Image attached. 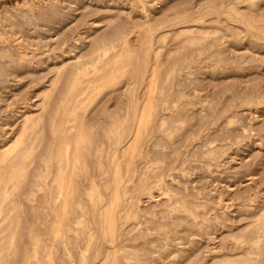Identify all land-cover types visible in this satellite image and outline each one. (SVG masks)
Here are the masks:
<instances>
[{"label":"rangeland","instance_id":"1","mask_svg":"<svg viewBox=\"0 0 264 264\" xmlns=\"http://www.w3.org/2000/svg\"><path fill=\"white\" fill-rule=\"evenodd\" d=\"M173 1L0 0V166L5 164L3 171L6 178L5 184L2 183L0 187V264H85L80 255L75 256V251H85L82 244L75 247L67 235L59 236L58 240H54L52 236L56 213L54 204H59L66 196L60 192V185L67 183L68 194L74 192L76 186L81 184L82 192L87 194L95 188L96 194L107 189L106 194L113 195L112 187L106 188V185L111 184L113 176L119 170L123 184L122 195L117 204L119 221L125 231L130 232L125 234H129V237L124 235L123 242L117 245V248L124 244V247L130 249L133 248L131 244H137L138 247L147 242L152 255L149 264H264V170L261 171L264 169V27L254 26L261 19L249 16L246 11L247 5L255 7L256 4L264 3V0ZM87 3H91L93 7L101 6L100 12L94 14L93 11L87 17L93 22L91 28L80 25L70 31L72 35L82 31V35H86L84 41L75 38L65 40L57 32L58 20L47 19L48 13H52L51 8L55 5L72 13L77 12V9L73 10V5L87 6ZM119 8L124 10L119 12ZM119 20L121 21L117 23ZM121 22L129 23L126 31L129 37L125 32L122 38L124 41L128 40L127 42L113 35L111 31ZM45 25L48 27L45 28ZM107 25L113 26L109 30ZM88 34L91 38L95 35L101 40L94 52H102L104 55H99L96 60L92 58L91 50L87 51L88 54L81 55L90 43ZM114 36L115 40L121 39L114 40L116 44L109 42ZM72 43L77 47H72ZM218 52L220 53L217 55ZM223 57L225 58L222 59ZM227 57H231L232 61ZM58 63L62 65L59 67ZM62 67L68 69L64 72ZM49 68L55 71L50 69L49 73L46 71ZM31 71L37 73L33 77L34 81V73ZM28 72H31L32 76ZM56 73H59L58 76ZM254 85H257V91L253 89ZM128 88H131V94L133 93L131 99ZM117 92L120 94L117 95ZM152 100L158 109L150 114L149 121L147 119L142 123L144 111L147 114L150 112L148 103ZM130 108L135 109L132 111L134 113ZM201 114H205L207 120L200 126L197 122ZM140 122L141 125L138 124ZM121 131H126L129 138L119 139ZM223 132H228L230 136ZM133 136L139 139L135 143H132ZM100 143L102 144L99 145ZM24 145L27 150H24L18 161L9 163L10 157ZM90 145L93 146L91 154ZM70 156L73 159H70ZM245 158L248 159L247 163ZM88 167L90 182H86L84 178ZM3 171L0 172V178ZM255 173L260 174L261 179L258 174V180L251 178ZM63 174H67L69 178L61 179ZM153 180H158L159 184L152 187L153 199H156L151 202L149 194L141 192L139 187L141 182ZM240 180L243 182L242 187ZM247 181L250 185L244 188L243 184ZM258 192H262V195ZM80 198L82 197H78ZM111 202L112 199L100 208L103 213L101 220L107 218ZM77 205L82 206L81 202H77ZM87 207L86 205L85 208ZM150 209L155 211L151 212ZM144 214L146 216H143ZM154 221L164 222L158 226ZM91 225L96 227V221H92ZM23 231L26 232L25 236L22 235ZM227 232L232 234L228 235ZM218 236L223 238L217 239ZM108 242L111 241L108 239ZM55 244L59 247L58 253L55 251ZM90 246L91 251H94L93 244ZM66 252L68 254H65ZM98 258L100 259L96 260ZM112 259L110 258V263L105 264H117V261ZM100 260H105L104 254L96 257L92 253L88 262L101 264Z\"/></svg>","mask_w":264,"mask_h":264},{"label":"bare ground","instance_id":"2","mask_svg":"<svg viewBox=\"0 0 264 264\" xmlns=\"http://www.w3.org/2000/svg\"><path fill=\"white\" fill-rule=\"evenodd\" d=\"M155 1V0H154ZM175 1V0H174ZM173 1V2H174ZM200 1V0H199ZM229 1V0H228ZM232 1V0H231ZM241 1V0H240ZM247 1V0H246ZM118 2V1H117ZM116 2V3H117ZM152 2V1H151ZM172 2V3H173ZM178 2H179V0H178ZM192 2V1H191ZM202 2V1H201ZM222 2V1H221ZM244 2V1H243ZM73 3V2H72ZM131 3V2H130ZM136 3V2H135ZM171 3V4H172ZM175 3H177V1L175 2ZM25 4V3H24ZM51 4V3H50ZM64 4V3H63ZM88 4V3H87ZM91 4V3H90ZM90 4H88L87 6H78V5H76V6H74L73 5V10H75V9H77V12H70V11H64V10H62L60 7L58 8L56 5L55 6H53L52 8H51V11H52V13H48V16H47V19L48 20H58V23H59V28H58V33L60 34V36H62L65 40H67V39H77V40H83L85 37H86V35H82L83 33H82V31H81V33L79 32V34H77V35H72V33L70 32L71 30H74V28L76 27V26H82V27H90L91 26V24L93 23V22H91L90 21V19L89 18H87L88 17V15H90L89 13H91V12H93L94 14H95V12L96 13H98V12H100V10H101V6H95V7H93L92 6V4H91V7H90ZM174 4V3H173ZM188 4V3H187ZM191 4V3H190ZM199 4V3H198ZM197 4V5H198ZM211 4H213V3H211ZM99 5V4H98ZM203 5V4H202ZM200 6L201 8L203 7V6ZM207 5H208V3H207ZM213 5H215V4H213ZM218 5V4H217ZM69 6H70V4H69ZM171 6V5H170ZM187 6V5H186ZM206 6V5H205ZM204 6V7H205ZM210 6V5H209ZM226 6V5H225ZM40 7V6H39ZM51 7V6H50ZM108 8H109V6H107ZM127 7V6H126ZM140 7V6H139ZM198 7V6H197ZM197 7H195V11H197L196 10V8ZM217 7V6H216ZM218 7H220V5L218 6ZM67 8V7H66ZM71 8H72V5H71ZM144 8V7H143ZM170 8V7H169ZM189 8V7H188ZM188 8H186V9H188ZM192 8V7H191ZM199 8V7H198ZM200 8V9H201ZM221 8V7H220ZM219 8V9H220ZM244 8V7H243ZM64 9H65V7H64ZM68 9V8H67ZM104 9V8H103ZM120 9V8H119ZM238 9V8H237ZM246 9V8H245ZM36 10H37V8H36ZM66 10V9H65ZM70 10V9H69ZM121 10H124L123 8H121L120 9V11L119 12H121ZM89 11V12H88ZM132 11H134V9L132 10ZM194 11V10H193ZM194 11V12H195ZM246 11H247V14L249 15V16H253V17H255V18H257V19H261V20H259L260 22H258V23H256L254 26H257V27H264V3H259V4H256V6L255 7H252V6H249V5H247V9H246ZM128 12V11H127ZM163 12V11H162ZM190 12V11H189ZM238 12V11H237ZM40 13V12H39ZM47 13V12H46ZM78 13V14H77ZM132 13V12H131ZM161 13V12H160ZM159 13V14H160ZM234 13V12H233ZM235 13H236V11H235ZM234 13V14H235ZM121 14V13H120ZM129 14H130V12H129ZM156 14V13H155ZM189 14L190 13H188V17H189ZM194 15V14H193ZM224 15V14H223ZM119 16V15H118ZM233 16V15H232ZM121 17V16H120ZM141 17V16H140ZM195 17V16H194ZM259 17V18H258ZM91 18V17H90ZM93 18V17H92ZM113 18H114V16H113ZM112 18V19H113ZM144 18V17H143ZM192 18V17H191ZM239 18V17H238ZM46 19V20H47ZM119 19V18H118ZM189 19V18H188ZM188 19H185V20H188ZM233 19V18H232ZM242 19V18H241ZM245 19V18H244ZM254 19V18H253ZM108 20V19H107ZM111 20V19H110ZM184 20V21H185ZM246 20V19H245ZM31 21V20H30ZM105 21V20H104ZM121 20H119V21H117V23L118 22H120ZM123 21V20H122ZM239 21V20H238ZM96 22H97V20H96ZM111 22V21H110ZM186 22V21H185ZM95 23V22H94ZM98 23H99V21H98ZM115 23H116V20H115ZM115 23H113V24H115ZM70 24V25H69ZM174 24V23H173ZM176 24V23H175ZM178 24V23H177ZM39 25V24H38ZM42 25V24H41ZM67 25H69V26H67ZM111 25V24H110ZM24 26V25H23ZM113 26V25H112ZM112 26L111 27H109L108 25H107V27H109V30H110V28H112ZM128 26H129V23L128 22H121L119 25H115L114 27H113V29L111 30L112 32H113V35H116L118 38H123L124 37V35L123 34H125V32L126 31H128L127 29H128ZM165 26V25H164ZM172 26V25H171ZM46 27H48V26H46L45 25V28ZM163 27V26H162ZM209 27V26H208ZM91 28V27H90ZM182 28H184V27H182ZM190 28V27H189ZM25 29H27V27L25 28ZM49 29V28H48ZM78 29V28H77ZM103 29V28H102ZM108 29V28H107ZM161 29V28H160ZM163 29V28H162ZM214 29V28H213ZM43 30H44V28H43ZM54 30V29H53ZM57 30V29H56ZM205 30H206V28H205ZM55 31V30H54ZM100 31V30H99ZM139 31V30H138ZM160 31V30H159ZM195 31H197V30H195ZM53 32V31H52ZM101 32V31H100ZM179 32V31H178ZM224 32V31H223ZM98 33V32H97ZM103 33V32H102ZM128 32H126V34H127ZM159 33V32H158ZM177 33V32H176ZM182 33V32H181ZM188 33V32H187ZM220 34H221V32H220ZM220 34H219V36H220ZM57 35V34H56ZM129 34H127V36H128ZM131 35V34H130ZM155 35V34H154ZM153 35V36H154ZM183 35V34H182ZM224 35V34H223ZM76 36V37H75ZM88 37H90L89 36V34L87 35ZM91 36H93V35H91ZM153 36L151 37V38H153ZM160 36V35H159ZM175 36V35H174ZM216 36H218V35H216ZM222 36V35H221ZM110 37V36H109ZM129 37V36H128ZM127 37V38H128ZM215 37V36H214ZM44 38V37H43ZM55 38V37H54ZM126 38V37H125ZM150 38V39H151ZM174 38V37H173ZM45 39V38H44ZM121 39H119V40H121ZM177 39V38H176ZM211 39V38H210ZM264 39V38H263ZM48 40H50V39H48ZM47 40V41H48ZM115 36L114 37H112L111 38V40H109V42H115V41H117V40H115ZM118 40V41H119ZM123 40V39H122ZM127 40V39H126ZM147 40V39H146ZM213 39H211V41H212ZM43 41V40H42ZM84 41V40H83ZM90 43L87 45V50L86 51H84V52H80L81 53V55H86V54H88V50H91V53H92V58L93 59H95V58H97V57H99V55H101L102 54V52L100 53V52H97V51H95L94 52V50L99 46V43L101 42V40L100 39H98V38H96L95 37V35L91 38L90 37ZM124 41V40H123ZM128 41V40H127ZM127 41H124V42H127ZM150 41V40H149ZM160 41V40H159ZM55 42V41H54ZM53 42V43H54ZM57 42V41H56ZM55 42V43H56ZM136 42V41H135ZM163 42V41H162ZM161 42V43H162ZM204 42V41H203ZM210 42V41H209ZM219 42V41H218ZM259 42V41H258ZM14 43V42H13ZM75 43V42H74ZM119 43V42H118ZM182 43V42H181ZM52 44V43H51ZM71 44V43H70ZM73 44V43H72ZM108 44H110V45H113V44H111V43H108ZM114 44H116V42L114 43ZM126 44V43H125ZM147 44V43H146ZM178 44H180V43H178ZM257 44V43H256ZM13 45V44H12ZM18 45V44H17ZM120 45H122V42H121V44ZM231 45V44H230ZM43 46H44V44H43ZM42 46V47H43ZM72 47H77V45H75V44H73V45H71ZM70 46V47H71ZM109 46V45H108ZM116 46H118V45H116ZM59 47V46H58ZM145 47V46H144ZM144 47L142 48V49H144ZM146 47H147V45H146ZM145 47V48H146ZM106 48V47H105ZM213 48V47H212ZM44 49L46 50V48L44 47ZM102 49V48H101ZM107 49V48H106ZM130 49V48H129ZM147 49V48H146ZM175 49V48H174ZM173 49V50H174ZM181 49V48H180ZM225 49V48H224ZM6 50V49H5ZM226 50V49H225ZM224 50V51H225ZM228 50V49H227ZM252 50V49H251ZM70 51V50H69ZM75 51V50H74ZM73 51V52H74ZM126 51V50H125ZM142 52H143V50H141ZM146 51V50H145ZM157 51V50H156ZM217 51V50H216ZM223 51V52H224ZM238 51V50H237ZM94 52V53H93ZM222 52V51H221ZM25 53V52H24ZM43 53V52H42ZM67 53H68V51H67ZM79 53V54H80ZM144 54L146 53V52H143ZM220 52H218L217 53V55L219 54ZM231 53V52H230ZM47 54V53H46ZM242 54V53H241ZM67 55V54H66ZM104 54H102V56H103ZM117 55V54H116ZM177 55V54H176ZM179 55V54H178ZM208 55V54H207ZM68 56H70V55H68ZM141 56V55H140ZM232 56V55H231ZM39 57V56H38ZM64 57V56H63ZM71 57H73V56H70V58ZM155 57V56H154ZM172 57V56H171ZM235 57V56H234ZM241 57V56H240ZM245 57V56H244ZM69 58V59H70ZM84 58V57H83ZM91 58V57H90ZM109 58V57H108ZM112 58V57H111ZM225 57H223L222 59H224ZM227 58H229V57H227ZM237 58V57H236ZM1 59V58H0ZM15 59V58H14ZM75 59H76V57H75ZM166 59V58H165ZM189 59V58H188ZM229 59H231V57L229 58ZM264 59V58H263ZM2 60V59H1ZM36 60V59H35ZM73 60V59H72ZM96 60V59H95ZM107 60V59H106ZM109 60V59H108ZM221 60V59H220ZM28 61V60H27ZM69 61L70 60H68L67 61V63H69ZM86 61V60H85ZM103 61V60H102ZM111 61V60H110ZM193 61V60H192ZM225 61V60H224ZM227 61V60H226ZM230 61V60H229ZM231 61H232V59H231ZM230 61V62H231ZM11 62H12V60H11ZM39 62V61H38ZM89 62H90V60H89ZM29 63V62H28ZM31 63H33V62H31ZM52 63V62H51ZM57 63V62H56ZM64 63H66V61L64 62ZM112 63V62H111ZM180 63V62H179ZM238 63V62H237ZM39 64V63H38ZM59 64V63H58ZM57 64V65H58ZM106 64V63H105ZM107 64H108V62H107ZM139 64V63H138ZM180 64H182V63H180ZM231 64V63H230ZM2 65V64H1ZM62 65V64H61ZM60 64H59V67L61 66ZM67 65H70V64H67ZM66 64H65V66H67ZM18 66V65H17ZM53 66H54V64H53ZM53 66L51 67V68H53ZM255 66V65H254ZM22 67V66H21ZM80 67H83V66H80ZM180 67V66H179ZM179 67H177L178 69H179ZM229 67V66H228ZM235 67H237V66H235ZM243 67V66H242ZM5 68H6V66H5ZM51 68H49V70H46V71H50V69ZM56 68V67H55ZM57 68H58V66H57ZM64 67H62V69H63ZM67 68V67H66ZM66 68H64V72H65V69ZM226 68V67H225ZM234 68V67H233ZM68 69V68H67ZM7 70V69H6ZM53 69H51V71H52ZM92 70V69H91ZM90 70V71H91ZM144 70V69H143ZM53 71H55V70H53ZM63 71V70H62ZM70 71H72V69L70 70ZM110 71V70H109ZM32 72V71H31ZM31 72H28V73H30V76H32L31 75ZM43 72H44V70H43ZM42 72V73H43ZM47 72V73H48ZM140 72V71H139ZM32 73H34V72H32ZM50 73V72H49ZM67 73H69V71L68 72H66V74ZM154 73V72H153ZM257 73V72H256ZM39 74H41L40 72H39ZM57 74V76H58V74L59 73H56ZM140 74V73H139ZM139 74H137V76L139 75ZM261 74H263V73H261ZM260 74V75H261ZM4 75V74H3ZM27 75V74H26ZM29 75V74H28ZM27 75V76H28ZM35 75H37V73H34V76H32V80L34 81L35 80V78L33 79V77H35ZM42 75V74H41ZM41 75H39V76H41ZM44 75V74H43ZM46 75V74H45ZM63 76H65V74H62ZM73 75V74H72ZM143 75V74H142ZM154 75V74H153ZM30 76H29V78H30ZM56 76V75H55ZM60 76V75H59ZM62 76V77H63ZM97 76V75H96ZM248 76V75H247ZM252 76V75H251ZM256 76V75H255ZM21 77H23V76H20V78ZM61 77V78H62ZM138 77H140V76H138ZM154 77V76H153ZM240 77H242V76H240ZM260 77V76H259ZM41 78V77H40ZM56 78H58V77H56ZM55 78V79H56ZM60 78V77H59ZM105 78V77H104ZM158 78V77H157ZM211 79H212V77H210ZM244 78H246V77H244ZM252 78H253V76H252ZM63 79V78H62ZM139 79V78H138ZM155 79V78H154ZM160 79V78H159ZM223 79V78H222ZM37 80V79H36ZM58 80V79H57ZM151 80H152V78H151ZM151 80H150V82H151ZM244 80V79H243ZM242 80V81H243ZM17 81V80H16ZM22 81V80H21ZM30 81V80H29ZM32 81V82H33ZM63 81V80H62ZM61 81V82H62ZM93 81H95V79L93 80ZM121 81V80H120ZM157 81H158V79H157ZM161 81V80H160ZM176 81V80H175ZM225 81V80H224ZM248 81V80H247ZM49 82H50V80H49ZM53 82H54V80H53ZM188 82V81H187ZM220 82V81H219ZM243 82H245V81H243ZM29 83V82H28ZM48 83V82H47ZM191 83V82H190ZM218 83V82H217ZM94 84V83H93ZM149 84V83H148ZM151 84H153V83H151ZM216 83L214 82V85H215ZM28 85V84H27ZM86 85V84H85ZM101 85V84H100ZM54 86V85H53ZM151 86V85H150ZM216 86V85H215ZM214 86V87H215ZM52 87V86H51ZM57 87V86H56ZM125 87V86H124ZM138 87V86H137ZM152 87V86H151ZM170 87V86H169ZM241 87H243V85H241ZM246 87V86H245ZM5 88V87H4ZM25 88V87H24ZM50 88V87H49ZM53 88V87H52ZM178 88V87H177ZM197 88V87H196ZM236 88V87H235ZM238 88H240V87H238ZM247 88V87H246ZM51 89V88H50ZM49 89V90H50ZM62 89V88H61ZM124 89H126V87L124 88ZM123 89V90H124ZM213 89V88H212ZM253 89L254 90H256L257 91V85H254L253 86ZM22 90V89H21ZM53 90V89H52ZM64 90V89H63ZM96 90V89H95ZM122 90V91H123ZM128 90H129V88H128ZM130 90H131V88H130ZM129 90V91H130ZM132 90H133V88H132ZM192 90V89H191ZM198 90V89H197ZM196 90V91H197ZM233 90V89H232ZM260 90V89H259ZM12 91V90H11ZM14 91H16V90H14ZM38 91V90H37ZM55 91H56V89H55ZM145 91V90H144ZM149 91V90H148ZM203 91V90H202ZM215 91V90H214ZM248 91V90H247ZM17 92V91H16ZM19 92L20 91H18V95H19ZM61 92V91H60ZM133 92V91H132ZM150 92H152L151 90H150ZM181 92V91H180ZM192 92V91H191ZM195 92V91H194ZM216 92V91H215ZM38 93V92H37ZM79 93V92H78ZM112 93L113 92H111L110 93V95H112ZM124 93V92H123ZM198 93H199V91H198ZM201 93V92H200ZM254 93V92H253ZM57 94V93H56ZM94 94V93H93ZM99 94V93H98ZM120 94V93H119ZM118 94V92H117V95H119ZM133 94V93H132ZM132 94H131V91H130V94H129V97H130V99L131 98H133L132 97ZM142 94H143V92H142ZM149 94H151V93H149ZM166 94V93H165ZM195 94V93H194ZM241 94V93H240ZM239 94V95H240ZM245 94V93H244ZM247 94V93H246ZM257 94V93H256ZM260 94H262V93H260ZM17 95V94H16ZM37 95V94H36ZM43 95V94H42ZM41 95V96H42ZM48 95V94H47ZM50 95V94H49ZM53 95V94H52ZM51 95V96H52ZM178 95V94H177ZM180 95V94H179ZM178 95V96H179ZM213 95V94H212ZM215 95H218V94H215ZM254 95V94H253ZM13 96V95H12ZM126 96V95H125ZM206 96V95H205ZM209 96V95H208ZM232 96V95H231ZM10 97H11V95H10ZM36 97V96H35ZM39 97V96H38ZM46 97V96H45ZM48 97V96H47ZM55 97V96H54ZM109 97V96H108ZM107 97V98H108ZM154 97V96H153ZM203 97V96H202ZM210 97V96H209ZM216 97H218V96H216ZM230 97V96H229ZM240 97V96H239ZM43 98V97H42ZM83 98V97H82ZM206 98V97H205ZM204 98V99H205ZM211 98V97H210ZM254 98V97H253ZM12 99V98H11ZM70 99V98H69ZM93 99V98H92ZM136 99V98H135ZM154 99V98H153ZM233 99V98H232ZM10 100V99H9ZM29 100H30V97H29ZM44 100V99H43ZM42 100V101H43ZM47 100V99H46ZM45 100V101H46ZM83 100V99H82ZM81 100V101H82ZM117 100V99H116ZM149 100V99H148ZM200 100V99H199ZM203 100V99H202ZM206 100V99H205ZM228 100H230L231 101V99H228ZM240 100V99H239ZM239 100H237V101H239ZM52 101V100H51ZM51 101H49V102H51ZM132 101H133V99H132ZM146 102H147V98H146V100H145ZM211 101H212V99H211ZM3 102V101H2ZM9 102V101H8ZM47 102V101H46ZM46 102H44V103H46ZM194 102V101H193ZM243 102V101H242ZM42 103V102H41ZM48 103V102H47ZM116 103V102H115ZM209 103V102H208ZM36 104V103H35ZM34 104V105H35ZM48 104H50V103H48ZM87 104V103H86ZM89 104V103H88ZM131 104L133 105V102H131ZM130 104V105H131ZM198 104V103H197ZM228 104V103H227ZM237 104H239V103H237ZM29 105V104H28ZM43 105V104H42ZM51 105V104H50ZM50 105H48V107L50 106ZM147 105V104H146ZM145 105V106H146ZM218 105V104H217ZM37 106H39L38 104H37ZM67 106V105H66ZM80 106V105H79ZM121 106H122V104H121ZM134 106H135V104H134ZM148 106H149V109H150V112H148V114L146 113V111H144L145 113H144V115L141 117V114H140V117L142 118V123L143 122H146V120L147 121H149L150 120V114H152L153 112H155L157 109H158V106L156 105V104H154V100H152V101H150L149 103H148ZM148 106H147V108H148ZM131 107V106H130ZM133 107V106H132ZM212 107H214V105L212 106ZM236 107V106H235ZM43 108V107H42ZM44 108H45V105H44ZM82 108V107H81ZM144 108V107H143ZM146 108V109H147ZM216 108V107H215ZM50 109H51V107H50ZM132 109H134V108H132ZM149 109H147V110H149ZM222 109V108H221ZM223 109H224V107H223ZM41 110V109H40ZM49 110V109H48ZM65 110V109H64ZM69 110V109H68ZM82 110V109H81ZM130 110H131V108H130ZM135 110V109H134ZM134 110H131V112L132 111H134ZM143 110V109H142ZM251 110V109H250ZM250 110H248V111H250ZM37 111V110H36ZM44 111H46V109L44 110ZM80 111V110H79ZM180 111V110H179ZM198 111H200V110H198ZM207 111V110H206ZM215 111V110H214ZM7 112V111H6ZM42 112V114H43V111L41 110L40 111V113ZM83 113L85 112V111H82ZM169 112V111H168ZM218 112V111H217ZM236 112V111H235ZM239 112V111H238ZM244 112V111H243ZM39 113V114H40ZM46 113H47V111H46ZM61 113V112H60ZM63 113H64V111H63ZM63 113H61V114H63ZM81 113V112H80ZM132 113H134V112H132ZM132 113H130V114H132ZM194 113V112H193ZM205 113V112H204ZM227 113V112H226ZM229 113V112H228ZM36 115L38 114V113H35ZM59 114V113H58ZM60 114V115H61ZM143 114V113H142ZM205 114H207V113H205ZM205 114H201V115H199L198 116V124L201 126L204 122H206V118H205ZM219 114H221L220 113V111H219ZM244 114V113H243ZM252 114H253V112H252ZM35 115V116H36ZM80 115V114H79ZM81 115H83L82 113H81ZM92 115V114H91ZM164 115V114H163ZM162 115V116H163ZM211 115V114H210ZM255 115V114H254ZM24 116V115H23ZM35 116L33 117L32 116V118H35ZM37 116H39V115H37ZM150 116V117H149ZM209 116V115H208ZM215 116V115H214ZM213 116V117H214ZM232 116V115H231ZM241 116V115H240ZM51 117V116H50ZM65 117V116H64ZM82 117V116H81ZM130 117H131V115H130ZM133 117H134V114H133ZM172 117H173V115H172ZM218 117H221V116H218ZM55 118V117H54ZM62 118H63V116H62ZM61 118V119H62ZM78 118V117H77ZM140 118V119H141ZM159 118V117H158ZM242 118H244V117H242ZM248 118V117H247ZM36 119V118H35ZM60 119V118H59ZM179 119V118H178ZM214 119H216V118H214ZM218 119V118H217ZM241 119V118H240ZM254 119V118H253ZM256 119V118H255ZM25 120V119H24ZM32 120V119H31ZM64 120V119H63ZM97 120V119H96ZM131 120V119H130ZM242 120H244V119H242ZM257 120V119H256ZM255 120V121H256ZM34 121V120H33ZM65 121V120H64ZM80 121V120H79ZM82 121H84V120H82ZM98 121V120H97ZM104 121V120H103ZM208 121H210V120H208ZM253 121V120H252ZM254 121V122H255ZM31 122V121H30ZM102 122V121H101ZM131 122H132V124H133V121L131 120ZM131 122L129 121V123L131 124ZM175 122V121H174ZM174 122H173V124H174ZM212 122V121H211ZM225 122V121H224ZM60 123V122H59ZM77 123V122H76ZM156 123H157V121H156ZM169 123V122H168ZM172 123V122H171ZM217 123V122H216ZM248 122H246V124H247ZM249 123H251V122H249ZM30 124V123H29ZM138 124H140L141 125V122L140 123H138ZM262 124V123H261ZM28 125V124H27ZM31 125V124H30ZM29 125V126H30ZM44 125V124H43ZM42 125V126H43ZM77 125V124H76ZM80 125V124H79ZM84 125V124H83ZM82 125V126H83ZM167 125H169V124H167ZM223 125V124H222ZM247 125H249V124H247ZM6 126V125H5ZM12 126H14V125H12ZM23 126V125H22ZM100 126V125H99ZM131 126V125H130ZM133 126V125H132ZM181 126V125H180ZM179 126V127H180ZM244 126V125H243ZM261 126V125H260ZM24 127V126H23ZM65 127H67V126H65ZM69 127V126H68ZM67 127V128H68ZM86 127V126H85ZM152 127V126H151ZM199 127V126H198ZM197 127V128H198ZM26 128V127H25ZM45 128V127H44ZM70 128V127H69ZM80 128H82V127H80ZM172 128V127H171ZM196 128V129H197ZM223 128V127H222ZM226 128V127H225ZM263 128V127H262ZM71 129V128H70ZM138 129V128H137ZM156 129V128H155ZM159 129V128H158ZM168 129V128H167ZM243 129V128H242ZM249 129V128H248ZM40 130V129H39ZM99 130V129H98ZM157 130V129H156ZM160 130V129H159ZM165 130H166V128H165ZM225 130V129H224ZM254 130V129H253ZM58 131V130H57ZM81 131V130H80ZM137 131V130H136ZM227 131V130H226ZM230 130H228V132H229ZM232 131V130H231ZM242 130H240V132H241ZM132 132H134V130L132 131ZM132 132L130 133V134H132ZM137 132H139L140 133V129H138V131ZM228 132H223L224 134H226V133H228ZM239 132V133H240ZM251 132V131H250ZM20 134H21V130H20V132H19ZM127 132L126 131H121L120 133H119V135H118V137H119V139H125L126 137H128L129 138V136L126 134ZM218 133V132H217ZM230 133V132H229ZM228 133V134H229ZM246 133V132H245ZM19 134V135H20ZM62 134V133H61ZM129 134V133H128ZM135 134H137V133H135ZM192 134V133H191ZM223 134V135H224ZM228 134H226V135H228ZM251 134V133H250ZM221 135H222V133H221ZM236 135V134H235ZM240 135H243V134H241L240 133ZM18 136V135H17ZM58 136H60V134L58 135ZM73 136H75V134L73 135ZM132 136V135H131ZM130 136V137H131ZM137 136H139V135H137ZM137 136L136 137H134L133 136V138H134V141L132 142V143H135L136 142V140H139V139H137ZM228 136H230V134L228 135ZM20 137V136H19ZM33 137H34V135H33ZM71 137V136H70ZM213 137H215V136H213ZM223 137V136H222ZM85 138V137H84ZM263 138V137H262ZM45 139V138H44ZM72 139H73V137H72ZM75 139V138H74ZM127 139V138H126ZM91 140V139H90ZM94 139H92L91 141H93ZM128 140H130V139H128ZM133 140V139H132ZM131 140V141H132ZM242 140V139H241ZM124 142H126L125 140H123ZM180 141V140H179ZM182 141H183V139H182ZM207 141V140H206ZM206 141H204V142H206ZM31 142V141H30ZM44 142V141H43ZM67 142V141H66ZM159 141H157V143H158ZM164 142V141H163ZM203 142V143H204ZM252 142V141H251ZM258 142H260V141H258ZM72 143V142H71ZM130 143V142H129ZM139 143V142H138ZM180 143H181V141H180ZM179 143V144H180ZM201 143V142H200ZM39 144V143H38ZM102 143H100L99 145H101ZM124 144V143H123ZM179 144H177V146L179 145ZM260 144V143H259ZM264 144V143H263ZM26 145H28V144H26ZM37 145V144H36ZM79 145V144H78ZM77 145V146H78ZM135 145H138V144H135ZM173 145V144H172ZM207 145V144H206ZM221 145V144H220ZM262 145V144H261ZM54 146H55V144H54ZM72 146V145H71ZM76 146V145H75ZM76 146V147H77ZM121 146V145H120ZM119 146V147H120ZM124 146V145H123ZM198 146V145H197ZM5 147V146H4ZM7 147V146H6ZM79 147V146H78ZM77 147V148H78ZM118 147V148H119ZM133 148H134V146H132ZM167 147H169V146H167ZM176 147V146H175ZM228 147V146H227ZM2 148V147H1ZM0 148V149H1ZM27 147L24 145L23 147H21V148H19V150L17 151V153L14 155V156H12V157H10V159L8 160L9 161V163H12V164H14V162H16V161H18V158H20V156L23 154V152H24V150L26 149ZM66 148V147H65ZM117 148V147H116ZM116 148L114 149V150H116ZM172 148V147H171ZM199 148V147H198ZM211 148V147H210ZM209 148V149H210ZM74 149V148H73ZM92 149H93V146H91L90 145V147H89V154H91V152H92ZM173 149V148H172ZM259 149V148H258ZM8 150V149H7ZM27 150V149H26ZM49 150H51V149H49ZM72 150V149H71ZM77 150H79V149H77ZM135 149H133V151H134ZM160 150V149H159ZM195 150H196V148H195ZM207 150V149H206ZM205 150V151H206ZM261 150V149H260ZM57 151L59 152V149H57ZM130 151H132V150H130ZM204 151V150H203ZM202 151V152H203ZM3 152V151H2ZM115 152V151H114ZM138 152V151H137ZM47 153V152H46ZM66 153V152H65ZM76 153H77V151H76ZM132 153V152H131ZM192 153V152H191ZM252 153H254V152H252ZM252 153L250 154V156L252 155ZM2 154V153H1ZM41 154V153H40ZM44 154V153H43ZM112 154H113V152H112ZM133 154H134V152H133ZM159 154V153H158ZM221 154V153H220ZM256 154V153H255ZM264 154V153H263ZM200 155H202V154H200ZM246 155V154H245ZM5 156V155H4ZM3 156V157H4ZM53 156V155H52ZM132 156V155H131ZM249 156V155H248ZM23 157V156H22ZM55 157V156H54ZM72 156H70V159H73V158H71ZM236 157H237V155H236ZM46 158V157H45ZM87 158V157H86ZM129 158V157H128ZM170 158H172V157H170ZM174 158V157H173ZM210 158V157H209ZM249 158V157H248ZM253 158V157H252ZM2 159V158H1ZM0 159V160H1ZM37 159V158H36ZM108 159H109V157H108ZM110 159H111V157H110ZM153 159V158H152ZM227 159V158H226ZM232 159V158H231ZM235 159V158H234ZM244 159V158H243ZM20 160V159H19ZM76 160V159H75ZM128 160V159H127ZM172 160V159H171ZM224 160V159H223ZM228 160V159H227ZM241 160V159H240ZM245 160H246V158H245ZM229 161H230V159H229ZM239 161V160H238ZM237 161V162H238ZM244 161V160H243ZM247 161H248V159L246 160V163H247ZM71 162V161H70ZM89 162V161H88ZM236 162V161H235ZM236 162V163H237ZM251 162V161H250ZM58 163V162H57ZM74 163H76L75 161H74ZM236 163H235V165H236ZM239 163H241V162H239ZM251 163H253V162H251ZM35 164V163H34ZM105 164H107L106 162H105ZM129 164V163H128ZM194 164V163H193ZM204 164H205V162H204ZM209 164V163H208ZM230 164V163H229ZM249 165H250V163H248ZM257 164V163H256ZM8 165V164H7ZM10 165V164H9ZM111 165V164H110ZM110 165L108 166V167H110ZM130 165V164H129ZM167 165V164H166ZM195 165H196V163H195ZM216 165V164H215ZM240 165V164H239ZM4 166H5V164L3 165H1L0 166V172L1 171H3V169H4ZM88 166V165H87ZM188 166V165H187ZM190 166V165H189ZM199 166V165H198ZM205 166V165H204ZM232 166V165H231ZM230 166V167H231ZM238 166V165H237ZM243 166H244V164H243ZM126 167V166H125ZM182 167V166H181ZM185 167V166H184ZM207 167V166H206ZM233 167H234V164H233ZM233 167H231V168H233ZM239 167V166H238ZM242 167V166H241ZM46 168V167H45ZM54 168V167H53ZM53 168H52V170H53ZM128 169H129V167H127ZM240 168V167H239ZM249 168V167H248ZM87 170H86V173H85V175H84V178H85V180H86V182L88 181V182H90V176H89V167L88 168H86ZM113 169V168H112ZM117 169H118V167H117ZM116 169V170H117ZM182 169V168H181ZM224 169V168H223ZM237 169V168H236ZM73 170V169H72ZM109 170H110V168H109ZM142 170V169H141ZM194 170V169H193ZM204 170H206V169H204ZM215 170V169H214ZM241 170V169H240ZM262 170H264V169H261V171ZM74 171V170H73ZM246 171V170H245ZM249 171V170H248ZM252 171V170H251ZM10 172V171H9ZM30 172V171H29ZM58 172V171H57ZM70 172V171H69ZM110 172V171H109ZM120 172V170L118 171V172H116V174H115V176H113V180H112V182H111V184H107L106 185V188H108L109 186L110 187H112V190H113V195H107L106 194V192H107V189L105 190V192H101L100 194H96L97 193V191H95V188H94V190H92V191H90L88 194L87 193H85V192H82V186H81V184H80V186L79 185H77L76 186V189H75V191L74 192H70L69 194H68V192H66V187H67V183H65V182H63L62 183V185H60V192H63L64 194H66V196H65V198L63 199V201H61L59 204H54V208H55V211H56V213H55V222H53L54 223V226H53V238H54V240L56 239V240H58V237L59 236H61V235H67L68 236V239L71 241V242H73L74 244H75V247H79L81 244L84 246V248H85V251H80V250H77V251H75V256H78V255H80L82 258H83V260L85 261V264H89V262H88V259H89V257H91L92 258V253H94V255H96V257H98L99 255H102V254H104V257H105V260L104 261H102L101 262V260H102V258H101V260H100V262H101V264H105V263H107V262H109V260H110V258H113L112 260H115V262L117 261V264H149V260L152 258V255L150 254V251H151V247L147 244V242H145V243H143V244H141L140 246H138L137 247V244H131V247H133V248H130V249H128V248H126V247H124V244H121L120 245V247L119 248H117V245H119L120 243H122L123 242V237H125V236H127V237H129L128 235L129 234H127V235H125L126 233H129L130 231V228L127 226V229H128V231L129 232H126L125 231V229H124V226H122L121 224H122V222L121 221H119V215H118V210H119V208L117 207L118 205V200L120 199V197H121V195H122V193H121V189H122V176L120 175L121 173H119ZM127 172V171H126ZM260 172V171H259ZM263 172V171H262ZM42 173V172H41ZM230 173H232V172H230ZM242 173V172H241ZM253 173V172H252ZM31 174V172L29 173V175ZM33 174V173H32ZM70 174V173H69ZM112 174H113V172H112ZM181 174V173H180ZM208 174V173H207ZM217 174H219V173H217ZM235 174H236V172H235ZM258 174V173H257ZM256 173L255 174H253L254 175V177H251V178H256V175H257ZM57 175V174H56ZM248 175H250V174H248ZM259 176H260V174H258ZM133 176V175H132ZM131 176V177H132ZM179 176V175H178ZM187 176V175H186ZM224 176V175H223ZM239 176V175H238ZM251 176H252V174H251ZM208 177H209V175H208ZM213 177V176H212ZM67 178H69L68 177V175L67 174H63L62 175V177H61V179H64V180H66ZM110 178V177H109ZM242 178V177H241ZM245 178V177H244ZM248 178V177H247ZM257 178H259V177H257ZM256 178V179H257ZM29 179V178H28ZM59 179V178H58ZM108 179V178H107ZM153 179V178H152ZM161 179V178H160ZM183 179V178H182ZM198 179H200V178H198ZM197 179V180H198ZM204 180H205V178H203ZM220 179H221V177H220ZM227 179V178H226ZM255 179V180H256ZM260 179H261V176H260ZM0 187H2V183H4L5 181H6V178H5V172L3 171V175H2V177L0 178ZM39 180V179H38ZM78 180V179H77ZM76 180V181H77ZM110 180V179H109ZM171 180V179H170ZM169 180V181H170ZM187 180H188V178H187ZM201 180V179H200ZM207 180V179H206ZM214 180V179H213ZM248 180V179H247ZM258 180V179H257ZM126 181V180H125ZM172 181V180H171ZM243 181H245V180H243ZM95 182V181H94ZM173 182V181H172ZM186 182H188V181H186ZM196 182V181H195ZM200 182V181H199ZM223 182V181H222ZM239 182H241V187H242V180H240ZM124 183V182H123ZM139 183V182H138ZM193 183V182H192ZM208 183V182H207ZM210 183H211V181H210ZM219 183V182H218ZM226 183V182H225ZM250 182L249 181H247L246 183L244 182V184H243V187L244 188H246L248 185H250L249 184ZM5 184V183H4ZM98 184V183H97ZM101 184V183H100ZM159 184V182H158V180H153V181H143V182H141V186L139 187V189H140V191L141 192H146V193H148L149 194V196L148 197H150V201L152 202V200H155V199H153L154 198V193H153V186H157ZM174 184V183H173ZM203 185H204V183H202ZM216 184V183H215ZM222 184V183H221ZM229 184V183H228ZM255 184V183H254ZM25 185V184H24ZM23 185V186H24ZM54 185V184H53ZM69 185H70V183H69ZM101 185H103V184H101ZM190 185V184H189ZM203 185H201V186H203ZM233 185V184H232ZM256 185V184H255ZM255 185H253V186H255ZM4 186V185H3ZM170 186V185H169ZM169 186H167V188H169ZM198 186V185H197ZM216 187H217V185H216ZM223 187V186H222ZM235 187V186H234ZM256 187V186H255ZM208 188V187H207ZM211 188V187H210ZM225 188V187H224ZM233 188V187H232ZM69 190V189H68ZM207 190V189H206ZM217 190V189H216ZM223 190V189H222ZM221 190V191H222ZM238 190V189H237ZM257 190V189H256ZM264 190V189H263ZM55 191V190H54ZM234 192H235V190H233ZM258 191V190H257ZM256 191V192H257ZM58 193H59V190L57 191ZM197 192V191H196ZM234 192H233V194H234ZM253 192V191H252ZM263 192V191H262ZM261 192V193H262ZM247 193V192H246ZM245 193V194H246ZM254 193V192H253ZM259 193V192H258ZM261 193H259V194H261ZM264 193V192H263ZM157 194V193H156ZM162 194V193H161ZM160 194V195H161ZM224 194H225V192H224ZM228 194V193H227ZM232 194V193H231ZM259 194H257V195H259ZM146 195V194H145ZM172 195V194H171ZM183 195V194H182ZM181 195V197H184V196H182ZM193 195V194H192ZM191 195V196H192ZM226 195V194H225ZM262 195V194H261ZM57 196H58V194H57ZM107 196H109V198L107 197ZM132 196V195H131ZM139 196V195H138ZM159 196V195H158ZM186 196V195H185ZM188 196V195H187ZM197 196V195H196ZM202 196H203V194H202ZM227 196V195H226ZM78 197H82V198H80V199H78ZM111 197V198H110ZM189 197V196H188ZM230 197V196H229ZM248 197V196H247ZM252 197V196H251ZM256 197V196H255ZM17 197H15V199H16ZM63 198V197H62ZM131 198V197H130ZM145 198V197H144ZM158 198V197H157ZM169 198V197H168ZM173 198H176V197H173ZM194 198V197H193ZM196 198V197H195ZM200 198V197H199ZM203 198V197H202ZM262 198V197H261ZM78 199V200H77ZM113 200V202H111V205H110V209H109V211H108V216H107V218H104V219H100L101 218V216H102V214L103 213H101L100 212V208L104 205V204H106L107 202H110V200ZM126 199V198H125ZM124 199V200H125ZM129 199V198H128ZM187 199V198H186ZM205 199V198H204ZM242 199V198H241ZM240 199V200H241ZM244 199V198H243ZM207 200V199H206ZM206 200H205V202H206ZM221 200V199H220ZM223 200V199H222ZM229 200V199H228ZM260 200V199H259ZM56 201V200H55ZM167 201V200H166ZM176 201V200H175ZM248 201V200H247ZM246 201V202H247ZM256 201V200H255ZM77 202L79 203V202H81V204H82V206H80V205H77ZM127 202H128V200H127ZM137 202V201H136ZM144 202V201H143ZM219 202V201H218ZM243 202H244V200H243ZM46 203V202H45ZM53 203V202H52ZM160 203V202H159ZM162 203V202H161ZM164 203H166V202H164ZM163 203V204H164ZM191 203H193V201L191 200ZM198 203V202H197ZM200 203V202H199ZM242 203V202H241ZM253 203V202H252ZM120 204V203H119ZM123 204V203H122ZM122 204H121V206H122ZM126 204H128V203H125V205ZM150 204V203H149ZM155 204V203H154ZM218 204V203H217ZM238 204V203H237ZM88 206L87 208H85V206ZM107 205H109V203L107 204ZM153 205V204H152ZM168 205V204H167ZM207 205V204H206ZM229 205H231V204H229ZM252 205H254V204H252ZM105 206V205H104ZM145 206V205H144ZM162 206V205H161ZM210 206V205H209ZM212 206V205H211ZM225 206V205H224ZM39 207V206H38ZM44 207V206H43ZM126 207V206H125ZM152 207V206H151ZM138 208V207H137ZM154 209H155V207H154ZM151 210V212H153V211H155V210ZM156 209H157V207H156ZM202 209V208H201ZM44 210V209H43ZM105 210V209H104ZM141 210H144V209H141ZM190 210H192V209H190ZM189 210V211H190ZM139 211V213H140V210H138ZM175 211V210H174ZM43 212V211H42ZM135 212V211H134ZM144 212H148V211H144ZM261 212V211H260ZM150 213V212H149ZM223 213V212H222ZM234 213V212H233ZM147 214V213H146ZM164 214V213H163ZM166 214V213H165ZM214 214V213H213ZM261 214V213H260ZM39 215V214H38ZM151 216H152V214H150ZM224 215V214H223ZM259 215V214H258ZM31 216H33V214H31ZM143 216H146L145 214L143 215ZM148 216V215H147ZM220 216V215H219ZM218 216V217H219ZM227 216V215H226ZM253 216H255V215H253ZM133 217V216H132ZM157 217V216H156ZM223 217V216H222ZM233 217V216H232ZM243 217V216H242ZM250 217V216H249ZM140 218V217H139ZM142 218V217H141ZM176 218V217H175ZM244 218V217H243ZM246 218V217H245ZM252 218V217H251ZM254 218V217H253ZM137 219V218H136ZM135 219V220H136ZM214 219V218H213ZM223 219V218H222ZM131 220H133V218L131 219ZM130 220V221H131ZM143 220V219H142ZM165 220H167V219H165ZM164 220V221H165ZM177 220V219H176ZM188 220V219H187ZM216 220H217V218H216ZM226 220H228V219H226ZM238 220V219H237ZM92 221H96V223H97V225H96V227H92ZM102 221H104V223H102ZM153 221V220H152ZM164 221H154V223L155 224H157L158 226H159V224L160 225H163V222ZM174 221V220H173ZM129 222V221H128ZM136 222V221H135ZM170 222V221H169ZM254 222V221H253ZM52 223V222H51ZM131 223V222H130ZM195 224V223H194ZM202 224V223H201ZM219 224V223H218ZM217 224V225H218ZM50 225V224H49ZM126 225V224H125ZM127 225H128V223H127ZM213 225V224H212ZM226 225V224H225ZM224 225V226H225ZM246 225V224H245ZM156 226V225H155ZM199 226V225H198ZM219 226V225H218ZM90 227H92V228H90ZM131 227V226H130ZM135 227V226H134ZM153 227V226H152ZM171 227V226H170ZM200 227V226H199ZM208 227V226H207ZM229 227V226H228ZM49 229H50V227H49ZM94 229V230H93ZM154 229V228H153ZM223 229V228H222ZM242 229V228H241ZM34 230H36V229H34ZM148 230V229H147ZM173 230V229H172ZM192 230H193V228H192ZM206 230V229H205ZM239 230V229H238ZM175 231V230H174ZM191 231V230H190ZM230 231V230H229ZM256 231V230H255ZM48 232V231H47ZM192 232V231H191ZM237 232V231H236ZM239 232V231H238ZM166 233V232H165ZM205 233V232H204ZM214 233V232H213ZM229 232H227V234H228ZM35 234V233H34ZM199 234V233H198ZM206 234H208V233H206ZM215 234V233H214ZM224 234H226V233H224ZM229 234H232V233H229ZM228 234V235H229ZM250 234V233H249ZM22 235H26V232L25 231H23L22 232ZM125 235V236H124ZM167 235V234H166ZM193 235V234H192ZM202 235V234H201ZM213 235V234H212ZM133 236H135V235H132V237ZM138 236V235H137ZM191 236V235H190ZM189 236V237H190ZM194 236V235H193ZM208 236V235H207ZM227 236V235H226ZM225 236V237H226ZM139 237V236H138ZM201 237V236H200ZM203 237V236H202ZM201 237V238H202ZM216 237H217V235H216ZM222 237V236H221ZM220 236H218V238L217 239H220L221 238ZM1 238V237H0ZM174 238V237H173ZM206 238V237H205ZM209 238V237H208ZM223 238V237H222ZM108 239L111 241L110 243L108 242ZM137 239V238H136ZM141 239V238H140ZM139 239V240H140ZM144 239V238H143ZM164 239V238H163ZM48 240V239H47ZM138 240V241H139ZM176 240V239H175ZM61 241H63V240H61ZM64 241H66L65 239H64ZM68 241V240H67ZM125 241V240H124ZM220 241V240H219ZM234 241V240H233ZM56 243H58V242H60V241H55ZM190 242V241H189ZM224 242H226V241H224ZM68 243V242H67ZM151 243H153V242H151ZM48 244V243H47ZM63 244V243H62ZM90 244H93V247L95 248V250L94 251H91V246H90ZM164 244V243H163ZM185 244V243H184ZM188 244V243H187ZM205 244V243H204ZM208 244H209V242H208ZM214 244V243H213ZM68 245V244H67ZM130 245V244H129ZM139 245V244H138ZM159 245V244H158ZM219 245H221V243L219 244ZM231 245V244H230ZM249 245V244H248ZM49 246V245H48ZM209 246V245H208ZM137 247V248H136ZM192 247V246H191ZM202 247H204V246H202ZM221 247H222V245H221ZM220 247V248H221ZM238 247V246H237ZM52 248H53V246H52ZM72 248V247H71ZM153 248V247H152ZM217 248V247H216ZM247 248V247H246ZM249 248V247H248ZM253 248V247H252ZM30 249H32V247L30 248ZM119 249H120V252H119ZM208 249V248H207ZM67 250V249H66ZM200 250H203V249H201L200 248ZM251 250V249H250ZM49 251V250H48ZM51 251H52V249H51ZM55 251L58 253L59 252V247H58V245L57 244H55ZM199 251V250H198ZM23 252V251H22ZM176 252V251H175ZM174 252V253H175ZM202 252V251H201ZM215 252V251H214ZM248 252V251H247ZM250 252V251H249ZM20 253V252H19ZM119 253H121V255H119ZM160 253V252H159ZM47 254V253H46ZM61 254V253H60ZM65 254H68L67 252L65 253ZM91 254V255H90ZM172 254V253H171ZM195 254H196V252H195ZM194 254V255H195ZM198 254V253H197ZM50 256H51V254H50ZM53 256V255H52ZM64 256V255H63ZM199 256V255H198ZM229 256V255H228ZM264 256V255H263ZM14 257V256H13ZM18 257V256H17ZM19 257H21V256H19ZM64 257H66V256H64ZM101 257V256H100ZM168 257V256H167ZM59 258H60V256H59ZM62 258V257H61ZM166 258V257H165ZM200 258V257H199ZM220 258V257H219ZM54 259V258H53ZM63 259V258H62ZM74 259V258H73ZM100 258H98V259H96V260H99ZM168 259V258H167ZM260 259V258H259ZM72 260V259H71ZM92 260V259H91ZM91 260H90V262H91ZM95 260V259H94ZM93 260V261H94ZM199 260V259H198ZM217 260V259H216ZM65 261V260H64ZM145 261V262H144ZM188 261V260H187ZM215 261V260H214ZM220 261V260H219ZM222 261V260H221ZM141 262H144V263H141ZM158 262V261H157ZM189 262H190V260H189ZM195 262V261H194ZM213 262V261H212ZM47 263H49V262H47ZM50 263H51V261H50ZM93 263V262H92ZM91 263V264H92ZM110 263V262H109ZM176 263V262H175ZM187 263V262H186ZM221 263V262H220ZM12 264H17V263H12ZM68 264V263H67ZM76 264V263H75ZM98 264V263H97ZM161 264V263H160ZM188 264V263H187ZM216 264V263H215Z\"/></svg>","mask_w":264,"mask_h":264}]
</instances>
